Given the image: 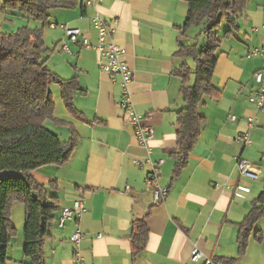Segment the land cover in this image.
Segmentation results:
<instances>
[{"label":"crops","instance_id":"crops-1","mask_svg":"<svg viewBox=\"0 0 264 264\" xmlns=\"http://www.w3.org/2000/svg\"><path fill=\"white\" fill-rule=\"evenodd\" d=\"M85 1L72 0L62 25L79 29L91 44L98 42L92 23L96 14L114 29L112 39L125 51L123 59L132 70L129 97L143 122L153 128V137L149 152L137 144L133 127L119 103V83L101 71L96 50L70 42L64 33L72 51L65 42L70 53L60 46L62 51L51 53L50 57L44 55L46 66L62 79L75 78L83 92L73 96L79 116L68 113L66 108L53 113L70 123L79 136L73 154L62 165H45L33 172L34 180L58 198L50 236L43 244L46 263L72 264L77 247L84 264H204L203 258L190 261L191 250L196 247L211 264H245L249 257L254 264H263L264 217L254 222L246 251L240 257L236 238L238 224L264 184V111L256 112L250 106L248 96L256 84L247 78L260 68L261 58L246 56L247 49L264 45V33L259 29L264 24V0H251L249 4L247 0L245 6L259 14L251 27V32L261 35L256 38L257 43L247 45L238 39V24L229 43L241 50L243 57L233 59L227 51L219 54L212 83L220 92L217 97L204 96L199 103L198 112L205 121L185 166L175 177L172 172L177 159L170 152L176 148L179 129L176 112L183 105L182 81L175 68L186 62L175 52L185 38L178 27L185 20L186 2ZM54 24L50 25L61 28L57 20ZM186 63L193 67L192 61L191 65ZM231 114L237 117L235 121L229 119ZM246 117L255 118L249 133ZM51 121L55 127H67L53 130L67 140L68 125ZM245 132L251 140L249 145L238 139ZM236 159L253 164L258 170L257 178L240 174ZM149 160L163 161L155 167L153 180V185L168 189L160 201L153 199L152 186L144 180L153 171ZM51 181L56 182L55 190L48 188ZM79 197L86 212L78 221L59 226L60 209L71 207ZM144 216L147 240L132 262V222ZM21 226L23 223L17 225L15 241L12 239L7 249L6 264L29 262L22 255ZM76 229L82 233L78 246L70 239ZM232 258L233 263L228 260Z\"/></svg>","mask_w":264,"mask_h":264},{"label":"trees","instance_id":"trees-1","mask_svg":"<svg viewBox=\"0 0 264 264\" xmlns=\"http://www.w3.org/2000/svg\"><path fill=\"white\" fill-rule=\"evenodd\" d=\"M187 12L184 23L178 27L186 36L192 25L201 26V34L207 46L198 49L195 43L181 42L175 55L190 58L193 67L185 62L175 73L180 76V95L183 105L176 112L179 129L176 132V148L170 153L175 156L172 177L185 166L205 118L199 114L198 105L204 96L217 97L220 90L212 83L213 71L218 55L214 49L222 41L216 36V28L226 21L228 29L224 37H230L238 29V19L245 9L247 0H184ZM5 7L19 9L25 15L41 22L33 29L20 27L16 32L0 31V170L20 172L0 178V264L8 261L7 249L16 236L11 221L15 204L24 207L22 227V252L28 264H47L43 254L44 239L50 236L58 210V198L49 193L44 184L34 180L33 172L45 165H62L73 154L77 132L70 123L54 116L55 104L50 85L57 84L60 98L68 113L79 116L73 103L76 92L83 90L75 78L62 79L46 66V50L43 28L48 23L49 9L72 7V0H3ZM2 4L0 1V8ZM192 80V83H190ZM67 124L69 137L62 140L59 135L44 127L45 120ZM55 190L56 182L48 183ZM264 217V184L252 201L251 208L238 224L237 248L239 257L246 251L247 240L256 220ZM145 216L132 222V262L144 248L148 228ZM261 236H259L260 238ZM233 263L235 258L228 259Z\"/></svg>","mask_w":264,"mask_h":264},{"label":"built area","instance_id":"built-area-1","mask_svg":"<svg viewBox=\"0 0 264 264\" xmlns=\"http://www.w3.org/2000/svg\"><path fill=\"white\" fill-rule=\"evenodd\" d=\"M86 4L93 3L91 0L85 1ZM92 23L94 28L98 34V42L96 44H91L86 37L81 34L79 29L67 27L65 25H60L61 29L64 30V33L68 40L72 43H81L85 48H93L96 50L99 59V67L102 72L110 75V78L114 82H118L121 88V96H120V105L123 108V111L126 115L127 121L132 125L134 137L138 145L147 149L149 152V142L153 137V128L150 125L145 124L144 118L142 114L136 111L129 94V82L132 80V70L127 65L125 60L123 59V54L125 51L117 45L113 39L114 29L109 25L105 24L99 14H96L94 18H92ZM53 26V25H52ZM264 33V24L259 28ZM257 30V29H253ZM62 48L70 53L66 43L62 45ZM261 58V66L260 68L253 73V80L256 84L255 89L248 96V100L253 104L257 111H264V45L261 47H254L251 49H247V57L258 56ZM229 119L231 121H235L237 119L236 116L230 115ZM247 124L248 133L250 129L254 126L255 118L254 117H246L245 118ZM245 132L238 136V139L241 140L245 145H249L251 143L249 134ZM238 170L240 174L247 176L252 179H256L258 176V170L253 164L244 161L242 159H236ZM137 163V161H134ZM163 161L159 160L157 163L151 162L149 163L153 166V171L149 173L145 180V183L152 186V195L155 201L162 200L166 194H168V189L165 187H159L158 185H153V180L156 177V166L160 165ZM128 188V186H126ZM240 190L248 191V189L244 186L238 187ZM83 212H86V208L84 206V202L82 198H77L73 201L71 207L60 209V213L58 215L59 226H63L67 221H78ZM82 238V233L79 229H76L71 235V241L78 246L79 241ZM74 256L72 264H84L83 256L76 249L74 250ZM204 259V264H211L210 259L204 258V255L196 248L193 247L190 254V261L197 262Z\"/></svg>","mask_w":264,"mask_h":264},{"label":"rangeland","instance_id":"rangeland-1","mask_svg":"<svg viewBox=\"0 0 264 264\" xmlns=\"http://www.w3.org/2000/svg\"><path fill=\"white\" fill-rule=\"evenodd\" d=\"M1 1V8H0V31L6 32V33H12L16 32L18 28L20 27H28L34 30L36 27L41 26V22L38 20L34 19V17H31L29 15H25L23 11L19 9H13L9 7H5L3 5V0ZM251 0L248 1L247 4L250 3ZM247 7V5H246ZM245 7V11L242 16L239 17L238 19V24L240 26L239 30L237 31L236 35L238 36V39H241V41L247 45H253L257 43V37L260 35V33L256 32H251V27L253 26V22H256V19L259 18L258 12H253V11H248V9ZM67 9L66 8H61V7H54L49 9V17H48V23L55 25V20L58 22V26L61 24H64L63 22V16L66 13ZM46 24L43 28V41H44V46L47 48L44 51V55H48L50 57L51 53H58V51H62L60 46L67 42V45L69 49L71 48V44L67 41L64 32L61 28L59 27H52V25ZM257 24H259L257 22ZM202 26V25H201ZM201 26L197 25H192L188 30H187V37L183 38V42L185 43H195L198 49H201L203 47H206L208 44L206 42V39L204 38L203 34H201ZM261 24L258 26L260 27ZM228 24L226 21H221L219 26L216 28V37L218 39L221 38L220 44L214 49V55H218L222 53L223 51H227L230 54V57L235 59L236 56L238 58H242L243 56L241 55L242 51L238 50L236 47H231L229 40L232 38L230 37H224V32L228 29ZM261 32V31H260ZM261 36V35H260ZM254 48V46L252 47ZM71 50V49H70ZM72 51V50H71ZM60 53V52H59ZM246 57V56H245ZM253 60V56H251ZM251 59V60H252ZM190 58H185L186 62H189L191 65V61H189ZM50 63V62H49ZM50 67H52V64H50ZM63 69V68H62ZM62 71L67 72L66 69H63ZM253 76L247 77L249 80V83L254 85V80L252 78ZM216 83V79H213ZM232 84V83H229ZM53 87L56 89L54 90ZM51 92L53 95V99L55 102V113L58 112L60 109H65L62 100L60 98V93L58 86L56 84H51L50 85ZM247 100V99H246ZM247 102V101H246ZM252 108L256 112H262V111H257L255 107L253 106L252 103H250ZM254 111V112H255ZM234 115V114H231ZM245 117V116H244ZM44 127L49 129L50 131L54 132L53 130H67V127L60 125V127H55L53 125L52 121L50 119L45 120L43 123ZM60 131V130H59ZM55 133V132H54ZM60 133V132H59ZM60 138L64 139L63 137L65 136H59ZM255 145V144H254ZM20 174V172L17 171H11V170H0V178L10 176V175H17ZM24 220V207L22 204H15L12 208L11 212V221L13 223V226L16 228L17 225L20 223H23ZM17 229V228H16ZM257 229V228H256ZM255 230V228H254ZM253 238V235L251 236ZM15 238L13 240L15 241ZM245 264H254V261L250 259V257L247 259ZM264 264V262H263Z\"/></svg>","mask_w":264,"mask_h":264}]
</instances>
